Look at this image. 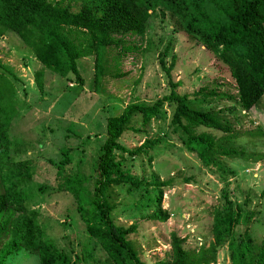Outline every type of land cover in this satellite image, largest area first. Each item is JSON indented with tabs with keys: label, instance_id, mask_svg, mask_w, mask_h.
<instances>
[{
	"label": "trees",
	"instance_id": "1",
	"mask_svg": "<svg viewBox=\"0 0 264 264\" xmlns=\"http://www.w3.org/2000/svg\"><path fill=\"white\" fill-rule=\"evenodd\" d=\"M157 14L161 17L168 14L185 34L222 63L243 111L255 107L264 94V0H0V37L14 34L38 62L40 67L33 72L37 89L42 88L44 69L60 77L73 74L81 82L77 63L85 57H92V80L97 83L106 74H120L121 56L139 46L128 38L141 40L149 20ZM149 43L146 40L144 48ZM166 48L167 45L158 60L167 76L168 91L152 101L130 100L116 114L105 118L104 138L93 162L95 176L87 203L90 208L80 204L76 207L86 232L106 255L103 260L96 258L89 263H80L77 257L70 262L69 256L45 235L38 222V212L26 204V190L21 186L31 178L30 167L27 161L12 162L9 157V129L18 113L15 102L18 79L0 61V264L5 256L20 249L34 253L38 264H211L216 249L223 244L229 249L231 264H264V238L253 246L244 232L242 244L235 242L233 227L239 219V210L226 186L221 187L218 203L211 211L212 239L207 247L187 249L184 238L170 232L168 251L154 263L140 259L129 239L136 231V224H118L111 216L114 207L106 199L105 191L112 185L126 184L128 192L141 189L148 193L145 204L152 209L146 219L165 222L169 218L168 211L161 207V200L163 189L170 187L174 178L160 180L152 174L145 180L122 169L118 159L123 153L142 154L150 162L152 157L148 152L163 138L144 136L139 145L129 149L119 142L128 129L139 132L152 121L159 128L167 119L169 131L163 134L175 136L209 171L215 167L220 182L226 180V173L232 174L220 163L221 156L248 162L264 159V155L223 144L234 135L231 125L220 115L222 111L194 106L233 96L217 91L215 84L199 87L191 94L176 92L178 82H173L169 74L175 55H170L165 67ZM110 50H114L113 54ZM134 123L140 127L132 128ZM254 134L264 136V131ZM61 152L57 168L62 173L69 157L66 150ZM182 180L190 183L189 177ZM150 189H153L152 195H149ZM57 190L70 192L77 202L84 192L76 175L72 178L64 175ZM260 195H264V187Z\"/></svg>",
	"mask_w": 264,
	"mask_h": 264
},
{
	"label": "rangeland",
	"instance_id": "2",
	"mask_svg": "<svg viewBox=\"0 0 264 264\" xmlns=\"http://www.w3.org/2000/svg\"><path fill=\"white\" fill-rule=\"evenodd\" d=\"M146 40L150 42L148 48H144ZM128 41L139 46L121 56L118 76L106 74L94 83L92 57H85L77 63L81 82L73 74L60 77L44 69L42 88L37 89L33 72L40 67L38 62L14 34L0 37V61L18 79L15 82L18 113L9 129V157L12 162L27 161L31 178L21 186L26 190V204L38 212V222L45 235L69 256L70 262L75 257L80 263H89L106 256L86 232L76 207L80 204L90 208L87 203L95 176L93 162L104 138L106 116L116 114L130 100L152 101L168 91L167 76L158 60L166 45L165 67L170 55H175L169 74L173 82H178L176 92L191 94L199 87L215 84L217 91L233 96L194 106L222 111L220 115L231 125L234 135L223 144L264 155V136L254 134L264 131V94L255 107L243 111L222 63L185 34L168 14L152 17L143 38L130 37ZM113 52L110 50V54ZM110 68L113 69L112 62ZM166 123L167 119L158 128L152 121L139 132L126 130L119 138L121 144L131 149L144 136H161L162 142L148 152L152 157L150 162L142 154L123 153L118 159L122 169L145 180L152 174L160 180L174 178L173 184L163 189L161 200V207L168 211L169 218L165 222L146 219L152 206L145 204L148 193L141 189L128 192L126 184H119L105 191L106 199L114 207L111 212L114 221L122 225L136 224V231L129 239L139 258L153 263L161 259L169 249L170 232L183 237L187 249L207 247L212 239L211 211L218 203L222 186L227 187L231 199L238 205L239 219L233 227L236 244H242L245 232L253 246L259 245L264 238V195H260L264 187V159L248 162L221 156L220 163L232 174L226 173V182H220L215 167L209 171L175 136L163 134L169 131ZM139 127L138 123L132 125V128ZM62 150L69 157L63 174L57 168ZM64 175L78 177L84 191L78 202L70 192L57 190ZM183 177H189L190 183H185ZM149 192L152 195L153 189ZM229 255L227 245L223 244L216 249L211 264H231ZM1 264H38V260L34 253L20 249L5 256Z\"/></svg>",
	"mask_w": 264,
	"mask_h": 264
}]
</instances>
